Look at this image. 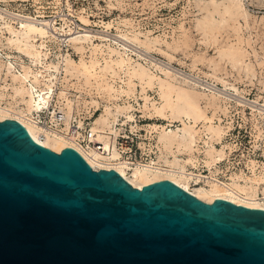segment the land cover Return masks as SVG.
<instances>
[{
    "label": "rangeland",
    "instance_id": "rangeland-1",
    "mask_svg": "<svg viewBox=\"0 0 264 264\" xmlns=\"http://www.w3.org/2000/svg\"><path fill=\"white\" fill-rule=\"evenodd\" d=\"M23 1L25 0H0V12L6 14L7 19L10 17L12 21L14 19L13 25L19 24L15 18L17 10L31 11L37 9L39 5H44L46 14L49 15L69 12L64 7L65 0H60L61 4H56L55 0ZM45 1L50 2L44 3ZM69 2L77 12H84L78 15L79 27L83 30H75L67 18H63V24L59 28L50 24L49 19H42L49 22L47 27L50 31L64 28L66 32L70 30L83 33L84 30H89L92 33H101L85 28L90 24L99 30H107L115 35L101 33L108 35V40L100 41L99 38H95V44L114 45L117 41L128 45L132 65L139 62L147 69L149 75L159 76L163 81L162 85L156 79L148 82V79H142L130 67L126 69L122 66L116 56L93 52L91 47L86 49L81 59V53L69 44L78 53L79 58L73 57L72 60L78 64L81 72L75 77L69 76V81L64 84L74 87L76 91H85L89 94V97L83 98L84 106L89 104L91 97L111 105L130 104L134 120L140 117L137 124L156 132L154 134L159 154L155 160L169 166L165 160L171 161L176 155L186 173L192 176L193 172L207 175L211 170L215 172L217 168L215 175L229 181L232 173H238L241 168L247 166L248 159H257L264 155V0H69ZM81 19L88 20V24L83 25ZM53 43L57 44L55 45L57 51L54 54L49 51L52 55L50 59L57 61L55 56L63 52L60 51L61 43L56 38L46 42L48 49L49 45L53 47ZM136 50L145 54L149 60L151 58L155 63L170 69L169 77L160 73L149 61L139 58ZM4 51L13 55L18 54L12 49ZM104 65L109 68L105 69ZM86 69L87 71H84ZM114 71L117 74H112ZM86 77L92 81L91 85L86 84ZM190 78L205 85L194 84L188 81ZM106 81L109 83L104 85ZM98 82L107 90H101ZM116 82L119 85H116ZM1 83L0 85L3 84ZM169 84L174 85L177 90L180 88L187 91L192 97L190 108L194 118L191 123L194 124L196 141L190 150L179 151L176 147L166 150L159 141L163 127L171 124V128H176L181 126L180 118L186 120L175 111L179 102L176 92L171 91ZM119 94L126 95V102L113 101ZM10 101L7 96L2 103L5 105ZM60 101L62 100H59V103ZM133 122L126 124L134 127ZM208 126H215L221 130L220 140H209ZM207 141L216 149L223 148L224 151L223 156L210 165L207 164L211 161L206 151ZM229 182V188H233L239 195L244 193L246 196L251 192V187L257 192V186L253 181H241L232 177V181ZM199 184L209 187L213 183Z\"/></svg>",
    "mask_w": 264,
    "mask_h": 264
},
{
    "label": "water",
    "instance_id": "water-1",
    "mask_svg": "<svg viewBox=\"0 0 264 264\" xmlns=\"http://www.w3.org/2000/svg\"><path fill=\"white\" fill-rule=\"evenodd\" d=\"M0 264H264V209L141 188L0 120Z\"/></svg>",
    "mask_w": 264,
    "mask_h": 264
},
{
    "label": "bare ground",
    "instance_id": "bare-ground-1",
    "mask_svg": "<svg viewBox=\"0 0 264 264\" xmlns=\"http://www.w3.org/2000/svg\"><path fill=\"white\" fill-rule=\"evenodd\" d=\"M5 15L0 12V82L3 83L0 85V120L16 119L20 121L33 139L54 151L59 152L64 147L74 146L93 167H114L134 187L141 188L143 185H147L154 181L169 179L186 189L195 197L208 203L216 198H223L235 204L264 209V195L263 198L258 196L259 189H261L264 194V185H260L261 182H264V175L261 173L253 172L251 175H245L242 171L240 173H232L229 176V181H232V177H235V179L241 181H253L257 186V192L251 187V192L247 193L246 196L244 193H240L239 195L233 188H229V181H223L217 178L215 175L216 170H218L216 166L215 172L211 170L207 175L193 172L194 177L190 175V173H186L184 166L180 163L181 160L176 155H174L171 161L168 159L165 160L169 166L158 162V160H155L158 158L159 154L157 141L158 152L153 160L154 165H136L129 170L125 163L115 164V162H112V160L119 157V153L115 146V137L120 129L118 123L121 122L119 125H123L127 122L130 123L131 121H135L134 114L131 113L132 106L130 104L120 106L102 103L94 97H91L89 104L85 102L87 106H84L83 98L86 99L89 97V94L85 91H76L74 87L64 84V82L69 81V76L75 77L81 72L78 64L72 60L73 58H71V55L68 53L57 54V56H55L57 61H54L55 59H50L52 55L49 52L50 50L46 42L52 38H56L61 41L59 43H62L64 39L68 45L72 44V47L81 53V59L86 49L91 47L93 52L97 53L98 51L102 55L108 54L109 56H116L122 66L126 69L130 67L133 72L138 74L142 79H148V82H152L156 79L160 85H162V79L159 76L149 75L147 69L139 62L132 65V58L128 54V45L117 43V41L116 43L114 42L115 44L113 43L114 45H111V43H104L101 46L94 43L95 38H99L100 41H102V39L108 40V35L106 34L92 33L89 30H84L83 33L79 31L70 32V30L66 32L64 28H55L50 31L47 27V25H49L48 21H36L30 17H22L19 14L15 15V18L19 22L16 26L13 25L14 19L12 21L10 16H8L10 19H7V15ZM81 22H84L82 24L86 25L89 21L81 19ZM60 35H64V37L61 38ZM5 49L15 50L18 54L13 55L8 53V51H4ZM135 53L139 58L149 61L153 67L159 69L160 73L169 77L170 69L155 63L151 58L149 60L145 54L137 50ZM103 67L105 69L107 67L109 68L107 65ZM84 71H87V69ZM112 74H117V72L114 71ZM188 81L202 86L204 84L203 82L191 78L188 79ZM85 82L89 85L92 84V81L88 77H86ZM107 83L109 82H104V85ZM116 83V85H119L118 82ZM98 85L101 90H107V88L102 86L99 82ZM169 85L171 91L176 92L179 102L175 111L181 116H184L186 120L180 118L181 126H177L176 128H171V124H168L170 128L168 126L163 127L162 132L159 134V141L166 150H171L173 147H176L179 151L185 149L190 150L194 147L196 141L194 124L191 123L192 118H194L193 111L190 108L192 97L187 91L181 90L180 88L177 90L174 85ZM7 96L11 101L3 105L2 101ZM125 97L126 95L119 94L117 99H113V101L123 103L126 102ZM59 100L62 101L59 103ZM51 101L54 107H58L60 111L64 112L65 117L63 122L65 125L64 128L66 129L69 127L70 117L74 113V110H76L77 113L80 111H89L94 105V107L97 106V108H100L99 113L94 117L92 131L96 133V139L103 144L104 152L96 151L93 148L83 149L66 141L62 135L57 134L53 136L47 135L48 137H46L45 140H39L40 127L32 121L33 114ZM207 130L208 132H206L209 134V140L221 139V130L218 127L208 126ZM205 143H207L206 146H208L206 150L207 154L211 157V161L207 162V164L210 165L212 162L221 158L224 151L223 148L220 150L216 149V147L208 141ZM252 171H254L253 167ZM199 182L206 185L213 184L209 187H205L200 185Z\"/></svg>",
    "mask_w": 264,
    "mask_h": 264
},
{
    "label": "built area",
    "instance_id": "built-area-1",
    "mask_svg": "<svg viewBox=\"0 0 264 264\" xmlns=\"http://www.w3.org/2000/svg\"><path fill=\"white\" fill-rule=\"evenodd\" d=\"M27 1L29 0H25L23 2H27ZM49 2L50 1H45L44 3H49ZM54 2L56 4H61L60 0H55ZM64 7L69 12L67 13L56 12L55 14L49 15V14H46V6L44 7V5H39L37 9H33L31 11L30 10H23V11L17 10L16 14H19L22 17L23 16L30 17L31 19L36 20V21H41L44 18L49 19L50 23L52 25H55L57 28H59V26L63 24V21H64L63 18H67V20H69L68 21L69 24L75 30H83L82 27H79L80 20H79L78 15L84 12H77V10L72 5H70L69 0H65ZM50 28L53 29L52 27ZM85 28L93 30V31H99L101 33L107 32V30H99L97 28H94V25L92 24L85 26ZM107 33H109L110 35H115L110 32H107ZM63 37L64 35L61 36V38ZM62 41L63 42L61 43V52H63L64 54L68 53L69 55H71L72 58L73 57L79 58L78 53H76L67 44L66 40L63 39ZM50 43L51 42H48V44ZM55 45L57 44L53 43V47L49 45V49L53 54L55 53V51H57V47H55ZM99 111H100V108H97L94 106H92L89 109V111H80L79 113H77V111L74 110V113L70 117L69 127L66 129L64 128L65 125L63 122L64 117H65L64 112L60 111L58 107H54L51 101L49 104H45L44 106H42V108L39 111L34 112L32 121L36 123L37 125H39L40 127L39 140H45V138L48 137L47 135H51V136L55 134L62 135L66 141L72 143L73 145L79 146L83 149L93 148L96 151L103 153L104 152L103 144L96 139V133L92 131V124L94 122V117L95 115L99 113ZM136 113L137 111H135V117L137 115ZM138 121H140V117L137 119L135 118V121L133 122V124L135 125L134 128H131V126L129 125L130 123L124 124V125H118L120 129L115 137V146L119 153V157L115 160H112V162H115V164L125 163L127 169L129 170L130 168L136 165H144V166H146L147 164L154 165L153 160L155 159L156 153L158 152V147L156 144V137H155V134H156L155 130L153 129L147 130L146 128L141 127L140 125L137 124ZM67 147H72L76 149L74 146H67ZM252 167L254 168V171H252ZM92 168L100 169V168H95L93 166ZM104 169H115V168L106 167ZM241 171L245 175H251L253 172L261 173L264 175V155H260L257 159H248L247 166L245 168H241L238 173H240ZM202 175H205V174H202ZM260 185L261 186L264 185V182H261ZM258 193H259L258 196L263 198L264 194L261 191V189H259Z\"/></svg>",
    "mask_w": 264,
    "mask_h": 264
}]
</instances>
